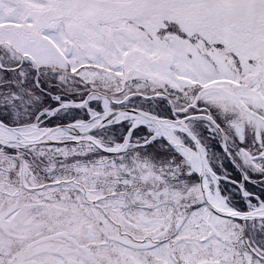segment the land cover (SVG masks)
I'll return each mask as SVG.
<instances>
[{
    "label": "snow or ice",
    "instance_id": "obj_1",
    "mask_svg": "<svg viewBox=\"0 0 264 264\" xmlns=\"http://www.w3.org/2000/svg\"><path fill=\"white\" fill-rule=\"evenodd\" d=\"M0 264H264V0H0Z\"/></svg>",
    "mask_w": 264,
    "mask_h": 264
}]
</instances>
